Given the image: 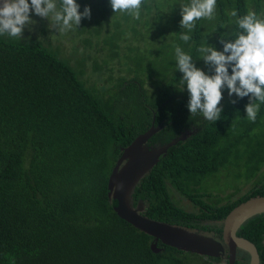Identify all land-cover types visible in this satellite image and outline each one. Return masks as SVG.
<instances>
[{
  "label": "trees",
  "instance_id": "16d2710c",
  "mask_svg": "<svg viewBox=\"0 0 264 264\" xmlns=\"http://www.w3.org/2000/svg\"><path fill=\"white\" fill-rule=\"evenodd\" d=\"M82 1L95 7V26L83 19L77 30L62 32L83 36L69 58L50 46L47 37L57 31L34 11L36 30L29 27L36 35H0V264H181L174 247L160 242L164 250L154 252V238L114 210L108 182L122 148L154 124L161 125L149 144L177 140L135 190L134 205L143 201L144 215L181 226L195 215L224 218L242 201L264 195V102L253 122L245 111L249 98L228 100L225 89L220 120L199 125L201 113L191 116L187 87L182 91L179 82L176 47L160 71L156 57L145 67L141 53L162 38L155 27L191 0H143L140 19L115 13L110 0ZM55 2L60 10L61 0ZM233 9L238 17L251 10L264 19V0H217L213 17L197 20L191 39L179 43L206 74L214 72L197 49L209 39L222 52L221 36L242 31L238 17L230 16ZM99 42L101 50L94 48ZM114 61H123L134 76L102 79ZM87 68L101 84L87 85ZM190 125L198 129L182 139ZM259 173L254 188L232 200ZM221 175L244 183L222 197L210 189ZM177 196L198 210L187 211Z\"/></svg>",
  "mask_w": 264,
  "mask_h": 264
},
{
  "label": "clouds",
  "instance_id": "9594fccd",
  "mask_svg": "<svg viewBox=\"0 0 264 264\" xmlns=\"http://www.w3.org/2000/svg\"><path fill=\"white\" fill-rule=\"evenodd\" d=\"M142 3L143 0H110L115 13L128 12L135 19H140ZM216 3L217 0H191L190 4L180 6L182 16L180 25L183 29L179 34L181 40L187 43L191 39L189 33L197 20L213 17ZM80 8L81 5L76 0H61L60 10H57L55 0H31V3L29 0H3L0 4V35L22 38L25 26L35 23L30 18L33 11L36 16L50 21V30L64 31L70 29L73 24L79 27L83 19L90 20L92 17L90 6H84L83 12ZM50 13L53 14L52 20L49 19ZM230 16L238 17L237 11L233 9ZM235 22L242 31L221 36L219 42L223 45L222 52L208 44L207 40L197 49L201 59L210 66V71L214 74H206L204 70L196 67L189 54L179 46L175 48L176 67L183 73L179 82L182 91L185 85L187 87L189 94L187 107L191 116L201 113L199 125L207 120H220L223 112L220 105L225 89L229 97L249 98L245 111L247 119L253 122L259 111L258 102H264V19L258 18L257 14L250 10L246 15L238 17ZM228 35L236 38L226 39ZM238 99L232 100V103H237ZM202 115L206 121L202 120ZM191 126L192 132L198 129L197 125Z\"/></svg>",
  "mask_w": 264,
  "mask_h": 264
},
{
  "label": "water",
  "instance_id": "95a60500",
  "mask_svg": "<svg viewBox=\"0 0 264 264\" xmlns=\"http://www.w3.org/2000/svg\"><path fill=\"white\" fill-rule=\"evenodd\" d=\"M2 3L3 0H0V4ZM159 129V126H152L147 132L140 134L129 146L122 148V154L117 160L108 182L109 197L111 200L117 201L114 210L120 218L154 238V242L151 244L154 252H159L158 241H161L178 250L212 254L207 248L212 245L201 234L179 225L147 217L143 214V201L134 205L133 196L141 180L157 164L160 155L177 142L174 140L160 148H148L146 143ZM263 213L264 196L251 198L241 203L225 218L224 239L232 250L233 261L234 252L237 248H241L251 255V264L259 263V254L255 245L249 240L239 237L237 231L248 219Z\"/></svg>",
  "mask_w": 264,
  "mask_h": 264
},
{
  "label": "rangeland",
  "instance_id": "374dc122",
  "mask_svg": "<svg viewBox=\"0 0 264 264\" xmlns=\"http://www.w3.org/2000/svg\"><path fill=\"white\" fill-rule=\"evenodd\" d=\"M76 2L81 5V8H80V11L83 12V9H84V6H87V5H84V1L82 0H76ZM91 3L93 5H96V0H91ZM89 6V5H88ZM61 7V6H59ZM91 7V6H90ZM92 9V17H94V10H95V7H91ZM32 19V17H30ZM173 18V20H172ZM182 19V16H181V9L179 8L178 11L174 12L171 16H169L168 20L166 21H163L160 26H157L155 27V32L157 35H161L162 38H160L161 41L157 42L159 45L157 46H154L152 47L151 46V43L149 45H147L143 52L141 53L140 56H144V60H146V65L145 67L148 69L150 67H147L149 66L150 64H152L150 57H156L155 58V63H154V69L155 70H161V68L164 66V65H167L168 62L171 60V56H172V53H171V48H175L177 46H179L182 50H183V47L179 45L181 39H180V36L179 34L183 31V29L181 28V25H180V21ZM260 19H263L260 17ZM85 20H88V19H85ZM92 21V18L90 20H88L86 22V24H88L90 27H93L95 26L94 24L92 25L91 23ZM34 24H29V25H26L25 26V30L26 33L25 34H28V37L29 36H33V35H36V32L34 30L31 29V27H33L35 30L36 28L33 26ZM88 25H85V26H88ZM31 26V27H29ZM74 30H77V26L75 24H73V27ZM151 28L150 25L147 26V28L145 29V32L147 33L149 31V29ZM43 31V29L41 30ZM44 32V31H43ZM48 32V31H47ZM46 32V33H47ZM59 32L61 33V37H60V34ZM63 31H57L56 34L53 35V38L52 36H48L47 37V41L49 42V37L51 38L52 40V44H50V46L54 49H57L58 47L60 48V51L62 53H64L67 57H71V46L73 44H76V40L77 41H80V39L83 37V36H79V37H76V35H70V33L68 32L67 36L63 37ZM66 34V33H65ZM75 36V37H74ZM85 36V35H84ZM43 37V36H42ZM57 38V39H56ZM226 39H230V35L226 36ZM208 41V44L212 45L214 44V41H210L209 39H207ZM206 41H203L202 44H204ZM45 44H47L46 42H44ZM50 43V42H49ZM98 44V45H96ZM164 44H168L169 45V48H164ZM182 44H186L184 41ZM201 44V45H202ZM77 45H80V44H77ZM101 45L102 43L99 42V43H95V46L94 48L97 49V50H101ZM200 45V46H201ZM199 46V47H200ZM146 48L149 50L147 52L146 51ZM198 48V47H197ZM124 53V52H123ZM158 53V55H157ZM135 56L132 55V58H134ZM130 61V60H128ZM73 62V61H72ZM134 62V61H133ZM108 67L112 68L109 69V68H104L103 70L105 72H103L100 77H102V79H108L110 78V75L113 77L112 78V82L116 81V78H118V76L120 74L124 75L125 77L127 78H131L133 77L134 75L133 74H129L128 73V70L126 68V65L124 64L123 65V61H114L112 63H109V65H107ZM86 71H90L88 68ZM100 77L96 74V75H93L91 74V71L87 73V76H82V78H87V85L91 86V85H95V84H101V81H100ZM231 97H227L228 100H230ZM264 171V170H263ZM263 173V172H262ZM263 176V174H258L256 177H254L249 183L246 181L245 183L241 180V182L239 183V180L235 179L234 177H227L226 176H219V178H215L216 182H211L210 183V189H213V192H215L216 194H221L222 197H226L228 194H231L233 191H234V188L235 186L241 184V183H244L242 186H241V191L236 195V196H233L232 200H235V199H238L239 197H241L242 194H244L245 192L251 190L252 188H254L255 186V183H258L260 180V178ZM262 181H264V179L261 180L260 183H262ZM219 195V196H221ZM174 201L176 199H180V201H182L183 203V207L187 210V211H197L198 208H195L193 206V204L189 201V200H186L185 198H180V197H174L173 198ZM227 200L224 199L223 202H226ZM144 205L145 203L143 202L142 206L144 208Z\"/></svg>",
  "mask_w": 264,
  "mask_h": 264
},
{
  "label": "flooded vegetation",
  "instance_id": "af4514ba",
  "mask_svg": "<svg viewBox=\"0 0 264 264\" xmlns=\"http://www.w3.org/2000/svg\"><path fill=\"white\" fill-rule=\"evenodd\" d=\"M202 120L206 121V118H204L203 115H202ZM158 125H161V124H158ZM191 129H192V126L190 125V130H187L186 132H184L182 136L185 137L184 135H186V137H188L189 134L192 133ZM163 145H168V143L167 144L161 143L159 140L156 141L154 144H149L148 142L146 143V146L148 148H156V147L160 148ZM246 194L247 193L242 194L241 197H243ZM263 196L264 195H261L259 197H263ZM247 200H244L241 203H244ZM241 203L237 204L236 206L240 205ZM235 207H233V209ZM145 209L146 208L144 205V211ZM210 215L214 216L216 215V213L210 214ZM226 217L224 218H217V217L203 218V217L195 215L192 217L191 221L185 220V223H184L185 225H182V226L179 225V226L184 227L192 232L201 234L202 236L207 238L209 240L208 243L212 245V247L208 246L207 248L211 251L212 254H207V253L201 254V253L190 252V251H182V250H178L174 248L176 250L174 251V254L176 257L175 259L180 260L181 264H251L252 263L251 255L241 248L236 249V251L234 252V261L232 260V256H231L232 250L224 239V222H225ZM258 218H262V219L257 221L256 219ZM172 225H176V224H172ZM263 228H264V213L261 215L254 216L251 219H248L237 231V235L239 237L249 240L257 248V251L259 254L258 264H264V231L262 232ZM160 242L161 241H158L159 252L163 251L165 248V247L159 246ZM161 244L162 246H166L162 242Z\"/></svg>",
  "mask_w": 264,
  "mask_h": 264
}]
</instances>
